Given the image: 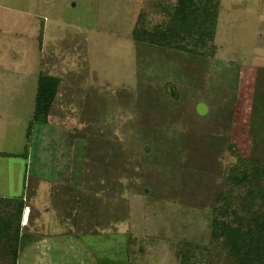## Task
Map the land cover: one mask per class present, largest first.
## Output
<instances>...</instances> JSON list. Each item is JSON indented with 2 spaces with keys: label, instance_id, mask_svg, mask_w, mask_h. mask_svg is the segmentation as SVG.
<instances>
[{
  "label": "rangeland",
  "instance_id": "374dc122",
  "mask_svg": "<svg viewBox=\"0 0 264 264\" xmlns=\"http://www.w3.org/2000/svg\"><path fill=\"white\" fill-rule=\"evenodd\" d=\"M178 2L0 0V264H257L264 0Z\"/></svg>",
  "mask_w": 264,
  "mask_h": 264
},
{
  "label": "trees",
  "instance_id": "16d2710c",
  "mask_svg": "<svg viewBox=\"0 0 264 264\" xmlns=\"http://www.w3.org/2000/svg\"><path fill=\"white\" fill-rule=\"evenodd\" d=\"M194 4H195L194 0H179L178 2L177 10H176L177 13L176 20L178 24H181L180 26L182 27V31H186V27L184 29V25L186 26L189 24H194L196 20L195 17L191 18V15L193 14L192 10ZM58 86H59L58 79L52 77H41L39 79L37 96L35 100V112L33 116V121L28 129L27 137L31 135V129L33 128V124H42V125L48 124L50 111L57 96ZM253 163L256 165L260 164L258 161H254ZM256 173L258 174V171ZM243 180L245 181L247 180V178ZM19 202H20V206H19V211L17 213H18V218L21 221L25 205L23 203V199H21ZM258 229H259V233H258L259 235L257 239L256 237L250 238L249 240L251 243H248V245H246V250L248 254L257 255L256 256L257 264H264V223ZM246 242H248L247 237H246ZM17 259H18V250L16 251L15 249L12 259L13 264L17 263Z\"/></svg>",
  "mask_w": 264,
  "mask_h": 264
},
{
  "label": "crops",
  "instance_id": "0c3cea01",
  "mask_svg": "<svg viewBox=\"0 0 264 264\" xmlns=\"http://www.w3.org/2000/svg\"><path fill=\"white\" fill-rule=\"evenodd\" d=\"M49 122V121H48ZM47 125V124H46ZM46 125H44V126H46ZM3 152V151H2ZM9 153V152H8ZM28 207V206H27ZM26 216V211H25V213L23 214V217H25ZM22 220H23V218H22ZM24 222V221H23ZM25 226V225H24Z\"/></svg>",
  "mask_w": 264,
  "mask_h": 264
},
{
  "label": "bare ground",
  "instance_id": "6f19581e",
  "mask_svg": "<svg viewBox=\"0 0 264 264\" xmlns=\"http://www.w3.org/2000/svg\"><path fill=\"white\" fill-rule=\"evenodd\" d=\"M27 221H28V220H27ZM27 221H26V222H27Z\"/></svg>",
  "mask_w": 264,
  "mask_h": 264
}]
</instances>
